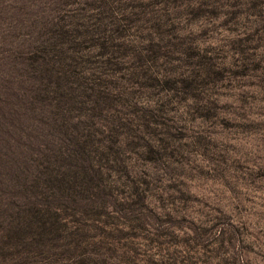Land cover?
<instances>
[{"label":"rangeland","instance_id":"374dc122","mask_svg":"<svg viewBox=\"0 0 264 264\" xmlns=\"http://www.w3.org/2000/svg\"><path fill=\"white\" fill-rule=\"evenodd\" d=\"M0 264H264V0H0Z\"/></svg>","mask_w":264,"mask_h":264},{"label":"trees","instance_id":"16d2710c","mask_svg":"<svg viewBox=\"0 0 264 264\" xmlns=\"http://www.w3.org/2000/svg\"><path fill=\"white\" fill-rule=\"evenodd\" d=\"M21 137H23V135H21ZM25 160L28 161L27 167H24V166L20 165V166L17 167L18 169L21 167L23 170L28 171L30 174L33 173V168H36V170L38 169V173L35 176L37 178H36V180H35V182H34V184L32 186V188H37L36 191H33L34 196L35 197H37V196L41 197L42 195L47 193V190H48V194L49 193L52 194L53 186L50 183H48V182H51L50 180L47 181V183L49 185L46 184L43 187H41V186L39 187V183H40V180L42 179V177L47 178V175H52L53 173L56 172V170H53L51 167H44V166H43L42 169L39 170L40 163H38V161H35L33 158H28V157H26ZM26 192H28V191L26 190ZM47 197L48 196H46V198ZM13 204H15V203H13ZM19 205L20 204H18L17 206H19ZM22 206H24V205H22ZM22 206H19V207H22ZM39 206H42V205L40 204ZM39 206H37V209H36V207H35V209H33L34 213L31 216H35V215L41 213V210L39 209Z\"/></svg>","mask_w":264,"mask_h":264}]
</instances>
